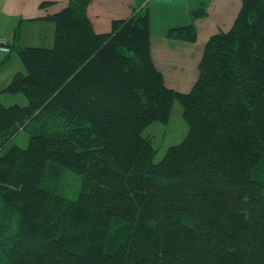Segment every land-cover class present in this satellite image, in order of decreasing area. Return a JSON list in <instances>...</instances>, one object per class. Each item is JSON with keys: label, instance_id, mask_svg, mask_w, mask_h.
<instances>
[{"label": "trees", "instance_id": "16d2710c", "mask_svg": "<svg viewBox=\"0 0 264 264\" xmlns=\"http://www.w3.org/2000/svg\"><path fill=\"white\" fill-rule=\"evenodd\" d=\"M92 1L46 13L53 45L2 61L21 56L2 91L29 103L0 101V264H264V0L210 36L189 91L155 64L146 0L107 32ZM207 13L167 36L195 41ZM176 101L188 132L155 161L145 131Z\"/></svg>", "mask_w": 264, "mask_h": 264}, {"label": "rangeland", "instance_id": "374dc122", "mask_svg": "<svg viewBox=\"0 0 264 264\" xmlns=\"http://www.w3.org/2000/svg\"><path fill=\"white\" fill-rule=\"evenodd\" d=\"M202 1L205 2L208 13L194 21L197 27L196 40L182 41L183 45L179 47L176 44L177 41H175L170 48L167 47L165 52H162V49L157 46L153 48L152 43L157 45L156 39L162 38L160 35L161 29L167 23L171 25L183 23L179 21H184L185 14L183 9L178 7L183 3V0H146L152 23L151 47L153 57L154 59L156 58L155 64L163 71L166 84L183 91L191 89L199 75V63L207 40L217 31L230 29L241 6V0ZM186 17L190 19L188 13ZM161 25L162 28H159ZM186 42H190L189 44L194 46L193 52L190 54H185ZM0 56L2 57L4 54H0ZM0 66V101L7 106L16 103L21 105L28 104L29 99L23 92L2 91L11 82L17 71L26 72L21 56L16 50H13L9 59L0 62ZM188 129V123L183 116V107L180 102L176 101L168 122H153L145 131V134L150 135L155 146L158 147L155 161L163 158L170 145L182 141Z\"/></svg>", "mask_w": 264, "mask_h": 264}, {"label": "crops", "instance_id": "0c3cea01", "mask_svg": "<svg viewBox=\"0 0 264 264\" xmlns=\"http://www.w3.org/2000/svg\"><path fill=\"white\" fill-rule=\"evenodd\" d=\"M44 1H52V3L44 9L40 6ZM68 1L69 0H0V38L6 40L9 45L19 43L28 46L51 47L54 43L56 26L53 21L43 18V16L46 13L59 11ZM202 2V0H183V3L178 6L183 9L185 14L184 21H179L183 23H176L173 25L167 23L164 25L163 29H161L162 32L160 31L162 38H157V45H153L152 43V47L154 48L157 46L162 49V52H165V49L167 47L170 48L175 41H177L176 44H178V47L183 45L182 41L184 40L174 39L167 36L168 28L174 25H185L190 23V11L198 7ZM139 3L140 0H93L89 5L88 13L93 21L96 31L107 32L111 30L113 19L130 16L133 13L134 8L139 6ZM196 4L198 5L196 6ZM147 5L144 7H147L148 9ZM187 13L190 16V19L186 17ZM159 28H162V25ZM189 43H185V54L193 52L194 46ZM154 53L156 52L154 51ZM154 56L156 57L155 54ZM4 57L6 56H0V62L3 61ZM168 86L178 89L172 85Z\"/></svg>", "mask_w": 264, "mask_h": 264}, {"label": "built area", "instance_id": "2783aa9c", "mask_svg": "<svg viewBox=\"0 0 264 264\" xmlns=\"http://www.w3.org/2000/svg\"><path fill=\"white\" fill-rule=\"evenodd\" d=\"M10 52V46L8 42L0 38V54H8Z\"/></svg>", "mask_w": 264, "mask_h": 264}]
</instances>
